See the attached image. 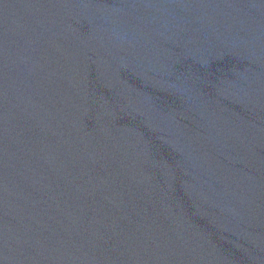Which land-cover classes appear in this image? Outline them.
I'll return each mask as SVG.
<instances>
[{"label": "water", "instance_id": "obj_1", "mask_svg": "<svg viewBox=\"0 0 264 264\" xmlns=\"http://www.w3.org/2000/svg\"><path fill=\"white\" fill-rule=\"evenodd\" d=\"M0 264H264V0H0Z\"/></svg>", "mask_w": 264, "mask_h": 264}]
</instances>
